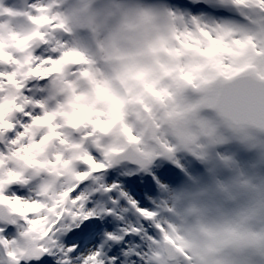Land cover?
Wrapping results in <instances>:
<instances>
[{"label": "clouds", "instance_id": "obj_1", "mask_svg": "<svg viewBox=\"0 0 264 264\" xmlns=\"http://www.w3.org/2000/svg\"><path fill=\"white\" fill-rule=\"evenodd\" d=\"M42 2L64 24L63 50L82 53L87 62L81 69L88 73L54 76L45 99L67 113L65 120L75 122L74 113L82 112L113 122L102 140L122 159L146 169L154 157L176 150L204 156L222 139L221 127L264 151V65L223 74L209 57L180 44L182 22L156 0ZM0 23L6 42L35 28L28 18ZM50 155L61 158L62 179L44 177L37 190L59 200L87 147L55 146ZM153 222L165 226L146 252L156 264H264V174L235 168L209 187L166 190ZM23 231L17 251L37 239Z\"/></svg>", "mask_w": 264, "mask_h": 264}, {"label": "snow or ice", "instance_id": "obj_2", "mask_svg": "<svg viewBox=\"0 0 264 264\" xmlns=\"http://www.w3.org/2000/svg\"><path fill=\"white\" fill-rule=\"evenodd\" d=\"M223 2L243 17V23L207 24L195 17L185 21L171 11L173 19L183 24L177 34L180 44L209 57L225 75L264 65V0ZM184 6L200 7L187 4L186 0ZM31 8L32 12L23 15L35 28L24 37L12 33L6 42L0 23V261L2 264H156L146 255L148 245L165 227L153 222L156 207L132 199L120 187L118 177L111 182L103 179L107 169L122 159L119 149L106 147L102 140L113 122L92 119L82 112L74 113L75 122L65 120L67 113L51 108L46 95L37 98L26 94V83L32 79L50 82L58 75L88 74L81 69V64L87 62L82 53L63 50V39L58 34L66 30L58 17L48 15L49 5L41 0ZM5 13L19 14L0 7V15ZM36 43L48 45L56 55H34ZM55 146L87 147L74 181L59 200L54 195L43 197L37 190L44 177L62 179L58 163L61 158L53 159L50 155V149ZM162 170L152 179L156 180ZM118 197H123L134 210V218L121 215L127 209L120 207ZM109 214L122 223L105 230L109 226L98 217ZM22 229L26 238H37L27 251H17L14 247Z\"/></svg>", "mask_w": 264, "mask_h": 264}, {"label": "rangeland", "instance_id": "obj_3", "mask_svg": "<svg viewBox=\"0 0 264 264\" xmlns=\"http://www.w3.org/2000/svg\"><path fill=\"white\" fill-rule=\"evenodd\" d=\"M190 1L199 4L200 6H209L224 11L234 10L236 13H238L230 5L224 3L223 0ZM18 6L19 5L14 0H7L6 2L1 0L0 2V7L11 9L13 12L20 14L21 9ZM157 6L170 9L172 12L181 15L185 21L195 17L200 22L207 24L235 23L233 21L224 20L215 15H208L206 13L184 12L179 8L170 7L165 3ZM19 14L16 16H9L8 14L7 16L0 15V21L8 18L12 25H19L22 23L18 18ZM58 35L62 39H64L66 36V34ZM39 48V43H36L33 47V54H37ZM49 55H56V53ZM48 88V81L40 82L38 80L32 79L29 84L26 83L25 91L26 94L35 95L37 98H39L41 95H47ZM205 112L208 113V110H205ZM219 134L222 137L220 142L211 145L206 150V155L204 156H198L186 150H176L167 156L154 157L149 168L143 170L141 173H138L136 170L127 166L111 167L107 169L103 179L105 182H111L113 178L118 177L120 187L129 196H131L132 199L136 200L138 203L142 202L144 206L157 207L160 196L166 190L188 186L209 187L212 185L214 178L224 179L229 176L232 170L235 168H238L242 172L255 171L260 174H264V151L259 148L251 147L247 142L240 140L238 136L233 134L227 128L221 127L219 129ZM187 155L198 157L205 168V173L197 172V170L187 160ZM227 165H231V167ZM169 167H173L175 172L170 173L168 171ZM161 168L163 170L160 173V176L155 180L156 183H153L154 181L151 184L145 183L146 179H152V177L155 176L157 171ZM121 178L131 181L132 184L137 188L138 193H131L130 188L124 185ZM16 187L21 186L17 185ZM155 189H158V191ZM113 198L117 197L114 196ZM118 203L121 208L127 209V211L122 212L121 215H123L126 219L134 218V210L128 205L127 201L123 197H118ZM103 216L108 217L110 223L114 224L116 227L122 223V221L120 219L118 220V218L114 215L109 214ZM0 264H2V261H0Z\"/></svg>", "mask_w": 264, "mask_h": 264}, {"label": "bare ground", "instance_id": "obj_4", "mask_svg": "<svg viewBox=\"0 0 264 264\" xmlns=\"http://www.w3.org/2000/svg\"><path fill=\"white\" fill-rule=\"evenodd\" d=\"M3 1L6 2L7 0H3ZM14 1L17 2V4L19 5L18 7L21 9L18 18L23 23V22H25L27 20V16L23 15V13L32 12L31 5L35 3V0H14ZM0 2H1V0H0ZM158 3H160V4H158ZM157 5H162L161 1H157ZM171 7H173V6H171ZM1 16H7V14L5 13V14H2ZM39 47L40 48H39L38 53L34 54V55L43 56V55H47V54L48 55L49 54H53L51 52L50 48L48 47V45L43 44V43H39ZM208 113H211V111L208 110ZM140 172L141 171L138 170V173H140ZM203 172L205 173V169H204ZM153 181H155V180H153ZM98 219H100L102 223H105V224H107L109 226L105 230H111V229L117 228L116 226H114V224L110 223V221L108 220V217H104L103 215H101L100 217H98Z\"/></svg>", "mask_w": 264, "mask_h": 264}, {"label": "water", "instance_id": "obj_5", "mask_svg": "<svg viewBox=\"0 0 264 264\" xmlns=\"http://www.w3.org/2000/svg\"><path fill=\"white\" fill-rule=\"evenodd\" d=\"M122 163H127V164H129V165H131V166H135V167H138V168H139V166L136 165L135 163H133L132 161H128V160H124V159H121V160H119L117 163H114L113 166H116V165H118V164H122ZM148 166H149V165H148ZM148 166H147V167H148Z\"/></svg>", "mask_w": 264, "mask_h": 264}]
</instances>
